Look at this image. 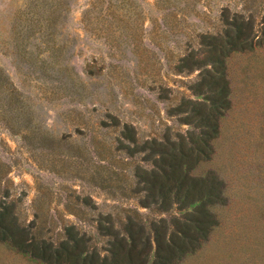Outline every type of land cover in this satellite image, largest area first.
I'll return each mask as SVG.
<instances>
[{
  "label": "rangeland",
  "instance_id": "1",
  "mask_svg": "<svg viewBox=\"0 0 264 264\" xmlns=\"http://www.w3.org/2000/svg\"><path fill=\"white\" fill-rule=\"evenodd\" d=\"M56 1L28 15L30 0H0V264H46L14 242L57 245L71 225L110 255L100 222L121 236L137 213L153 264V219L168 236L192 219L132 193L153 166L145 142L168 132L208 136L189 173L218 196L208 236L174 264H264V0H68L53 42Z\"/></svg>",
  "mask_w": 264,
  "mask_h": 264
},
{
  "label": "trees",
  "instance_id": "2",
  "mask_svg": "<svg viewBox=\"0 0 264 264\" xmlns=\"http://www.w3.org/2000/svg\"><path fill=\"white\" fill-rule=\"evenodd\" d=\"M38 3L39 0H30L28 15L41 14V7H37L40 5ZM67 3L68 0H60L54 5L47 4L51 5V9H53L52 23L48 25L51 34L50 40L53 42L56 41L54 36L58 33V22L62 21ZM229 24L235 26V22ZM242 30L243 26H240L238 28L240 44H244L248 40V36L241 39L244 36ZM0 81H4V79H0ZM6 89L10 98L18 99L15 88L7 86ZM131 136V140L137 143L138 140L135 136ZM178 136L181 139L179 143L172 140L170 132L165 135L164 140L152 139L145 142L144 148L149 152L147 160L151 161L153 166L151 170H145L144 176L140 175L138 186L132 190L136 197L140 192H144L145 195L140 197V203L157 213L168 214L174 206L180 210L191 209L186 213V217L192 216V219L186 218L184 223L175 219V221L178 220L176 221L178 230L170 236H168L167 219H153L152 229L155 234V261L153 264H174V261L180 260L190 252L200 242V239H206L215 224L208 210L209 206L213 205L215 199L218 198L213 192L214 188H210L208 193H203L201 189L197 191L196 186L199 182L197 179H190L189 173L194 160H199L201 156L208 157L206 155V149L210 150L208 136L195 139V135L191 134L192 140L189 147L188 142L182 136ZM83 206L85 209L96 208L88 198L84 199ZM8 209L9 207L0 205L1 226L5 223ZM82 212L86 215L84 210ZM109 222V225H104L101 221L99 225V228H102L108 236L114 239V241L110 239V255L104 257H101L98 252L92 251L91 238L87 236L86 232H80L75 225L65 229L66 236L57 245L42 238L40 232L39 234L34 233L30 243L16 241L14 246L21 251L29 252L32 257L46 264H148L153 247L148 239L141 244V248L137 245L138 241L143 240L145 229L142 222L139 221V214H135L134 217L127 216L121 236L119 230L114 229L113 222ZM0 239L5 240L6 237L2 236Z\"/></svg>",
  "mask_w": 264,
  "mask_h": 264
}]
</instances>
